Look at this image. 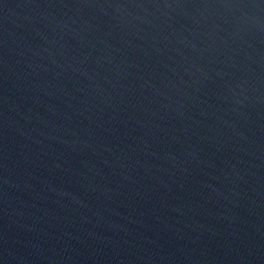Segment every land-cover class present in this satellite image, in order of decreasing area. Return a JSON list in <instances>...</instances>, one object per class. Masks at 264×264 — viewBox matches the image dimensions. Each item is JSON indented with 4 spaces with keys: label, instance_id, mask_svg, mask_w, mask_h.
Here are the masks:
<instances>
[{
    "label": "water",
    "instance_id": "95a60500",
    "mask_svg": "<svg viewBox=\"0 0 264 264\" xmlns=\"http://www.w3.org/2000/svg\"><path fill=\"white\" fill-rule=\"evenodd\" d=\"M0 264H264V0H0Z\"/></svg>",
    "mask_w": 264,
    "mask_h": 264
}]
</instances>
